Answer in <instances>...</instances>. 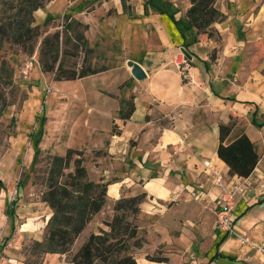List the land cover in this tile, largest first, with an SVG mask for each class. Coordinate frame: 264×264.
<instances>
[{"label":"crops","instance_id":"1","mask_svg":"<svg viewBox=\"0 0 264 264\" xmlns=\"http://www.w3.org/2000/svg\"><path fill=\"white\" fill-rule=\"evenodd\" d=\"M126 1L66 0L71 12H62L87 24L91 48L110 38L127 55L126 62H137L146 73L137 80L129 66L122 69L115 62L116 67L76 79L70 91L77 99L92 100L73 115L66 146L100 151L86 165L88 176L109 182L106 204L95 215L106 212L111 217V203L143 196L133 218L142 237V245L133 249L136 264H264L263 254L216 228L207 204L217 200L220 189L203 166L209 160L224 179L240 178L229 173L216 153L218 124L235 119L226 143L245 133L259 159L250 175L241 177L247 185L236 198L233 227L235 234L264 242V0H215L223 13L213 24L218 39L182 26L190 0H139L131 12ZM121 69L113 74V85L99 88L92 82ZM121 81L127 82L122 91L117 87ZM131 94L134 108L123 118L120 113ZM8 221L11 238L3 239L0 254L9 250L16 232L15 238L35 232L31 222ZM90 222L75 239L72 253L89 233L108 229L103 223L89 227ZM18 249L14 246L13 255L0 257V264H23ZM148 254L168 260H148ZM66 256L46 253L42 264H73Z\"/></svg>","mask_w":264,"mask_h":264},{"label":"trees","instance_id":"2","mask_svg":"<svg viewBox=\"0 0 264 264\" xmlns=\"http://www.w3.org/2000/svg\"><path fill=\"white\" fill-rule=\"evenodd\" d=\"M44 5V0H17L9 6L12 12H0V45L3 41L15 43L31 56L40 39L37 47L39 67L43 72L51 73L54 80H75L100 71L87 63V57L93 51L84 35L87 24L66 17L61 24L62 30L41 32L40 26L34 24V12ZM222 18L223 13L215 6V0H190L182 26L194 28L196 34L212 38L216 36L218 39L213 24ZM52 19L48 17L46 22ZM81 52L84 55L79 66L76 60L68 62V58H79ZM132 99L131 96L127 101V108L120 113L121 117L127 118L132 113ZM252 123L260 125L254 119ZM234 125L233 118L227 123L218 124L216 153L228 166L230 174L247 177L256 166L259 156L255 144L245 133L226 143ZM38 141H35L34 158L40 153ZM83 160L81 150L69 147L63 155L50 156L46 188L41 198L50 208L51 214L47 220L45 236L41 240L32 241L30 254L35 257L46 253L66 254L73 264H136L133 249L142 245V237L138 236L133 218L143 197L141 194L116 200L111 218L102 222L108 229L89 233L78 249L71 252L77 236L107 201L109 182L90 179ZM14 206L15 200L8 203L7 211L10 214ZM10 238L11 234L4 240ZM145 258L159 262L168 260L164 256L149 254ZM26 263L40 264V261Z\"/></svg>","mask_w":264,"mask_h":264},{"label":"rangeland","instance_id":"3","mask_svg":"<svg viewBox=\"0 0 264 264\" xmlns=\"http://www.w3.org/2000/svg\"><path fill=\"white\" fill-rule=\"evenodd\" d=\"M15 2L17 0H0V12H12L9 6ZM139 2V0H134V2L127 0L126 6L128 5L129 8L126 7V9L131 12ZM44 3V7L34 12V24L40 26L41 32H48L50 27L56 25L54 30H62L61 24L68 17L66 13L62 12H71L67 11L66 0H44ZM48 17H53V19L46 22ZM104 39L99 42L97 47L92 48L93 51L88 55L87 63L99 70L102 67L104 69L109 66L116 67L115 62L118 66H123L122 69L126 68L128 66L127 55L119 53V46L114 40ZM39 41L40 39L31 56L23 52L20 46L15 43L3 41L0 45V244L4 241V235L7 236L10 233V229H8L10 226L8 219L10 218L17 225L25 221L31 222L30 225L35 230L22 238H15L18 234L16 232L10 245L7 246L9 250L2 252L0 257L13 255L12 249L14 246H18L17 251L23 264H28L26 261L34 260L40 261L42 264L45 260L46 254L39 257L31 255L29 246L33 240H41L47 230L49 208L42 201L41 194L46 188L45 179L50 156L65 153L68 148L66 146L68 128L72 123L73 115L77 113L79 106H82L84 102L88 105L92 100L90 96L85 99L70 96L76 79L54 80L51 73H43L41 69H37ZM67 46L71 47L70 44ZM258 52L260 50H257L256 54ZM83 55L84 52H81L79 58H68V62L76 60L77 66H79ZM122 69L110 72L102 78L92 80V82L99 88L106 84L113 85L115 84L113 74L122 73ZM126 83V81H121L117 87L122 91V87ZM48 89H51L50 93H48ZM113 90L115 91L114 88ZM131 96L133 95L131 94ZM113 99L119 101L120 97L116 96ZM94 104H98V101L94 100ZM72 109H75L76 112H72ZM37 139H39L40 153L34 158L32 154ZM81 151L85 167L92 165L96 153L100 152L96 150L91 153ZM12 200H15V206L10 214L7 207ZM111 206L113 207L114 203H111ZM109 216L106 212L93 216L89 227L92 225L95 227L107 217L110 219ZM5 226L7 227L6 231H4ZM85 234L75 242L76 248L83 241ZM65 258L68 260V255Z\"/></svg>","mask_w":264,"mask_h":264},{"label":"built area","instance_id":"4","mask_svg":"<svg viewBox=\"0 0 264 264\" xmlns=\"http://www.w3.org/2000/svg\"><path fill=\"white\" fill-rule=\"evenodd\" d=\"M204 170L213 178V182L220 189V194L214 203L207 204V208L213 213L216 228L224 234H233L239 240L240 245L250 248L264 255V242H258L243 235L235 234L233 227V212L238 195L243 194L246 189V178L224 179L223 174L216 165L209 160L203 161ZM262 187L264 185H261ZM195 195V193H192Z\"/></svg>","mask_w":264,"mask_h":264},{"label":"water","instance_id":"5","mask_svg":"<svg viewBox=\"0 0 264 264\" xmlns=\"http://www.w3.org/2000/svg\"><path fill=\"white\" fill-rule=\"evenodd\" d=\"M181 51L186 57L191 58V55L184 48H181ZM127 64L130 67L131 75L134 78H136L137 80H141L146 77L144 69L137 62L128 60Z\"/></svg>","mask_w":264,"mask_h":264}]
</instances>
